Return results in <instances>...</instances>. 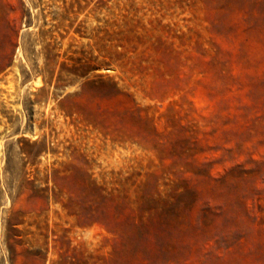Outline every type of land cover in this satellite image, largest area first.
I'll return each instance as SVG.
<instances>
[{"label":"rangeland","instance_id":"obj_1","mask_svg":"<svg viewBox=\"0 0 264 264\" xmlns=\"http://www.w3.org/2000/svg\"><path fill=\"white\" fill-rule=\"evenodd\" d=\"M0 264H264V0H0Z\"/></svg>","mask_w":264,"mask_h":264}]
</instances>
